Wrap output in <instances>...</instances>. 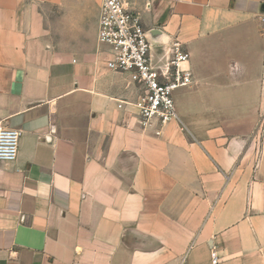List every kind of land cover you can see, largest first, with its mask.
<instances>
[{
    "label": "crops",
    "instance_id": "obj_1",
    "mask_svg": "<svg viewBox=\"0 0 264 264\" xmlns=\"http://www.w3.org/2000/svg\"><path fill=\"white\" fill-rule=\"evenodd\" d=\"M193 83L144 128L102 0H0V264H264V0H126Z\"/></svg>",
    "mask_w": 264,
    "mask_h": 264
},
{
    "label": "built area",
    "instance_id": "obj_2",
    "mask_svg": "<svg viewBox=\"0 0 264 264\" xmlns=\"http://www.w3.org/2000/svg\"><path fill=\"white\" fill-rule=\"evenodd\" d=\"M98 40L110 49L109 69L132 72L144 93L136 106L144 128L157 122L162 128L178 121L174 93L193 83L192 72L184 68L190 55L176 41L163 68L152 61L149 31L140 14L129 10L126 0H102ZM21 131L0 124V162H15L19 155ZM211 264H220L217 251L211 252Z\"/></svg>",
    "mask_w": 264,
    "mask_h": 264
},
{
    "label": "water",
    "instance_id": "obj_3",
    "mask_svg": "<svg viewBox=\"0 0 264 264\" xmlns=\"http://www.w3.org/2000/svg\"><path fill=\"white\" fill-rule=\"evenodd\" d=\"M150 36H151V38H153V37H154V32H153V33H151V34H150Z\"/></svg>",
    "mask_w": 264,
    "mask_h": 264
}]
</instances>
